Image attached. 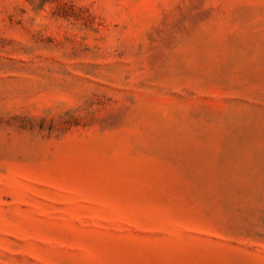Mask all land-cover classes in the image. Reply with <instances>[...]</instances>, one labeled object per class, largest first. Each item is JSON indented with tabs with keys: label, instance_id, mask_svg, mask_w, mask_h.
<instances>
[{
	"label": "rangeland",
	"instance_id": "obj_1",
	"mask_svg": "<svg viewBox=\"0 0 264 264\" xmlns=\"http://www.w3.org/2000/svg\"><path fill=\"white\" fill-rule=\"evenodd\" d=\"M0 264H264V0H0Z\"/></svg>",
	"mask_w": 264,
	"mask_h": 264
}]
</instances>
